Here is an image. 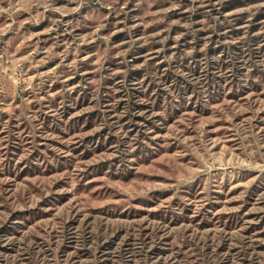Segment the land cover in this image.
<instances>
[{
	"label": "rangeland",
	"instance_id": "rangeland-1",
	"mask_svg": "<svg viewBox=\"0 0 264 264\" xmlns=\"http://www.w3.org/2000/svg\"><path fill=\"white\" fill-rule=\"evenodd\" d=\"M0 264H264V0H0Z\"/></svg>",
	"mask_w": 264,
	"mask_h": 264
}]
</instances>
